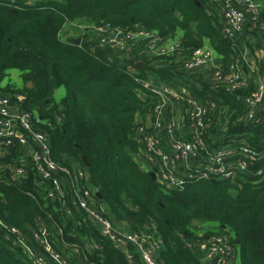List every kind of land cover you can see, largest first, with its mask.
<instances>
[{"label":"trees","instance_id":"obj_1","mask_svg":"<svg viewBox=\"0 0 264 264\" xmlns=\"http://www.w3.org/2000/svg\"><path fill=\"white\" fill-rule=\"evenodd\" d=\"M225 1L0 0V95L30 114L34 130L48 132L54 160L88 172L87 182L99 189L94 194L95 203L105 206L108 217L127 221L134 231L161 236L164 247L159 256L165 264H211L185 245L184 239H194L200 229H227L236 250L240 248L241 264H264V181L258 182L264 157L250 159L246 171L231 182L184 175L185 182L174 188L154 179L137 157L141 146L136 127L146 125L145 119L138 122V117L159 101L143 87L142 81L150 78L186 86L203 102L213 95L227 103V110H217L216 123L212 112L207 115L214 127L206 136L211 135L210 142L217 139L214 148L239 145L247 139L253 148L264 152V106L256 108L250 120L244 100L256 89V81L264 78L246 68L242 72L249 77V88L226 92L212 85L198 87L183 67V60L207 41L225 71L245 49L251 55L264 50L263 11L259 21L247 23L255 28L256 37L249 41L243 36L236 41L223 30L221 6ZM77 19H90L94 35L84 34L80 44L63 40L60 33L65 23ZM102 24L153 30L163 38L182 31L181 46L176 53L155 56L138 53L136 46L131 48L135 57L130 60L99 45L95 27ZM138 59L144 63L141 70L134 68ZM260 66L264 76V59ZM11 67L21 71L23 86H2L5 71ZM60 87L66 93L58 102L54 94ZM20 134L36 146L31 132L22 130ZM20 145L19 134L10 144L0 140V223L4 225L0 229V264H33L18 246L21 237L37 252L41 249L39 254L47 255L32 234L38 223L51 229L60 253L68 245L81 250L80 261L77 256L74 260L66 257L71 263L141 264L132 246L131 261L123 250L103 238L85 211L67 213L59 199L48 197L49 186L41 182L33 161L27 157V162H21ZM22 164L24 171L16 174ZM206 222L219 223L221 230L201 227ZM13 226L21 233L12 232ZM88 241L100 246L88 250Z\"/></svg>","mask_w":264,"mask_h":264},{"label":"built area","instance_id":"obj_2","mask_svg":"<svg viewBox=\"0 0 264 264\" xmlns=\"http://www.w3.org/2000/svg\"><path fill=\"white\" fill-rule=\"evenodd\" d=\"M221 11L225 34L235 38L244 33L248 22L260 20L262 8L257 0H237V3L226 0L221 6ZM95 29L100 46L113 47L120 51L140 44L148 54L155 56L176 53L181 46L180 41L169 43L167 38L159 36L153 30L123 29L109 24L96 26ZM205 64L212 65L216 85L226 92L249 88L247 73L242 72L235 63H231L229 70L225 71L216 61L215 50L211 46L196 48L183 60L185 70H194ZM256 82H258L256 89L247 93L244 99L249 106L246 118L250 120L254 117L255 109L264 106V79ZM142 84L146 90L157 96L159 101L150 106V130L147 131L146 125L141 123L136 127L135 136L143 145L141 156L149 164H157L160 167L157 170V177L161 184L170 188L177 187L185 182L184 175L221 178L231 182L234 178L240 177L239 173L246 171L250 159L264 157V152L253 148L247 139H242L239 145L220 148H214L207 143L206 134L212 126L207 115L218 108L217 99L199 102L188 87L176 88L172 83L158 82L153 78L143 80ZM10 103L8 97L0 95V140L10 144L12 138L19 134L20 144H25L28 137L20 132L27 130L33 134L36 146L30 156L25 157L24 163L27 162V157L33 161L41 182L49 186L47 196L59 199L67 213H72L75 209L85 211L88 218L99 224L103 237L123 250L131 261L132 246L133 252L138 253L141 264H165L159 256L160 250L164 247L161 236L155 232L118 230L103 214V209L96 205L94 194L99 189L87 182L90 179L88 172L82 167H69L54 160L48 143V132L44 129L34 130L30 114L26 112L14 114ZM169 105L173 106L171 113L168 110ZM177 110L178 118L175 119ZM23 166V164L19 166L15 173H22ZM263 170L264 167L259 173ZM1 226L4 225L0 223ZM11 231L21 233L15 226L11 227ZM196 232L194 239H184L185 245L200 254L203 262L212 264L213 259L217 258L215 264L235 263L238 251L231 242L228 231L209 232L207 229H200ZM32 234L37 244L47 252V255L39 254L23 237L19 238L18 245L20 243L24 245L25 249L22 250L33 264H75L56 249L52 231L48 226L38 223ZM181 236L185 238L182 233ZM89 244L90 247L99 246L94 241Z\"/></svg>","mask_w":264,"mask_h":264},{"label":"crops","instance_id":"obj_3","mask_svg":"<svg viewBox=\"0 0 264 264\" xmlns=\"http://www.w3.org/2000/svg\"><path fill=\"white\" fill-rule=\"evenodd\" d=\"M257 2L259 3L260 7L263 9L262 11L264 13V0H257ZM263 26H264V24H263ZM93 27H94V25H93V23L91 22L90 19H77V20H74V21H68V22L65 23L64 27L62 28L61 33H60V36H61V38L63 40H72L73 41L75 38H78V37H81L82 39H84L82 37L84 34H87V33L91 32L90 35H94ZM254 29L255 28L253 26H250L249 24H247L246 29H245V33L237 35L235 37L236 41H240L243 38V36L250 41L252 39V37H256V35L253 34V30ZM181 39H182V31H178L174 36L168 37L167 38V41L169 43H172V42H175L177 40L180 41ZM206 45L210 46L208 41L206 42ZM110 48L111 47L108 48L109 51L114 50L121 57H126L127 59H130V60L135 57V55H132V53H131L132 52L131 48L128 49L127 51H124V52L118 51L116 48H113V47L110 50ZM137 50H138V53H143V54H146L147 55L146 49L144 47L137 46ZM242 54L243 55H242L241 58H238L235 62H232V63H235L237 65V67L241 71L242 70L243 71H246L247 70L246 68H249V70H247V71L250 74L257 75L258 78H264V76H261V74H260L261 71H262L261 66H260V60L264 59V50L263 49H259L253 55H251V52H249V49H245V51ZM215 57H216V61L220 60V58H219L218 53L216 52V50H215ZM138 60H142V59H138ZM143 65H144V63H143ZM11 68H13V67H11ZM135 69H138V68H135ZM185 71H186V73H189V74H187V77L188 78H190V76H192L194 78V81L198 85V87L204 88L206 85H212L213 87L219 88L218 85H216V83L214 81V78H213V70H212V65L211 64H205V65H202V66H200V67H198V68H196L194 70H185ZM5 74H6V71H5ZM211 99H216V96H213L212 95V98ZM60 101H58V102H60ZM198 101L199 102H203L202 100H198ZM218 102H219L218 108L216 109V111H214V112L211 113V118L214 119V123H216V117L218 116L217 110H220V108H224V109L227 110L229 108L228 105H227V103L225 101L224 102L218 101ZM177 106L178 105H174V107H177ZM172 107H173L172 105H169L168 106V110L170 111V113H171ZM10 108H11L12 112H21L16 107V103H14V102H11L10 103ZM177 112L179 113V111L178 110L176 111V114H175L176 117H175V119L178 118ZM150 116H151V110L147 106L146 109L143 111V113L140 114L139 117H138V122H141V121H143V119H145L147 131L150 130V128H151V120H150V124L147 125V121H148V118ZM166 116L168 117V113H166ZM213 127H214V124L212 123V126L210 127V129L213 128ZM162 132L163 131H158V133H162ZM209 137L208 136L206 137L207 143L210 146L214 147L213 145L217 142V139L216 140L213 139L214 141L213 142H210ZM137 140H138V142L140 143V146H141V149L139 151L140 153H138V155H137L138 160L140 161L139 162L140 165L142 166V168L148 169L151 172V174H152V172H155L156 173V180L159 181V179L157 177V170H159L160 167L157 164H153V165L152 164H149L141 156V153H143V145H142L141 141L138 138H137ZM34 146H35V143H33V142L29 141V140L25 144H21L20 145L21 151H22V155H20L19 158H20L21 162H24V159H25L26 156H30V154L34 150ZM217 146H220V145H217ZM259 174H260V178L258 179V182L261 183V182L264 181V170L261 173H259ZM244 178H241L240 180H242ZM212 179L213 180H223L221 178H212ZM99 207L103 209V214L106 217H108L105 214V211H106L105 210V206L104 205H99ZM108 218L114 223L115 227L118 230H121V231H134V230L131 229V225L127 221H121V220H116V219H113L112 220L110 217H108ZM128 219H129V216H128ZM130 220H132V219H130ZM133 221H135V220H133ZM94 224L97 227L99 226V224L97 222H94ZM219 225L220 224L217 223V222H206L201 227H207L208 226V227H214L216 229L221 230V228H220ZM225 230L227 231V229H225ZM99 231H100V228H99ZM229 233H230L231 242H232V233L231 232H229ZM90 242H92V241H88L87 242V249L88 250H94L96 247H90V244H89ZM95 243L97 245H99V243H97V242H95ZM238 249L240 250L239 246H238ZM61 250L63 252V255L65 257H68L70 260H74V257L73 256H77L78 257V260L80 261L82 252H81V250L77 246L74 247V246L68 245L67 248H63ZM239 250H238V257H237V259H236V261H235L234 264H237L239 261L241 262V252ZM38 252L41 253L42 252L41 249H38Z\"/></svg>","mask_w":264,"mask_h":264},{"label":"rangeland","instance_id":"obj_4","mask_svg":"<svg viewBox=\"0 0 264 264\" xmlns=\"http://www.w3.org/2000/svg\"><path fill=\"white\" fill-rule=\"evenodd\" d=\"M16 2V1H15ZM7 84H11L13 86H16V87H21L23 86L24 84V79L22 77V73L19 69H16V68H9L6 70V76L5 78L3 79L2 81V85L3 86H6ZM173 86H175L176 88H179L181 87L182 85H178V84H175V83H172ZM66 93V90L64 87H61V88H58L56 91H55V99L57 101H60L64 95ZM182 106V105H181ZM75 167H78L77 165H75ZM74 167V168H75ZM178 187V186H177ZM0 229H2V227H0ZM21 249H25L24 245L22 243H20V245H18ZM237 264H241V262L239 261Z\"/></svg>","mask_w":264,"mask_h":264},{"label":"water","instance_id":"obj_5","mask_svg":"<svg viewBox=\"0 0 264 264\" xmlns=\"http://www.w3.org/2000/svg\"><path fill=\"white\" fill-rule=\"evenodd\" d=\"M74 42L77 43V44H80L82 42V38L81 37L75 38L74 39ZM111 49L112 48H110V50ZM102 52H103L102 50H99L98 51V54H102ZM134 67L135 68H138L140 70L143 69V60L136 61L134 63ZM30 85H31V83L29 84V86ZM177 114H178V112H177ZM149 124H150V118H148V121H147V125H149ZM82 158H83V161L85 162V164L88 166L89 165V161H88L87 157L86 156H83ZM151 175L153 176L154 179H156V173L155 172H152ZM129 219H132V220H135L136 221V219H133L131 216H129ZM216 262H217V258H214L213 259V263L215 264Z\"/></svg>","mask_w":264,"mask_h":264}]
</instances>
